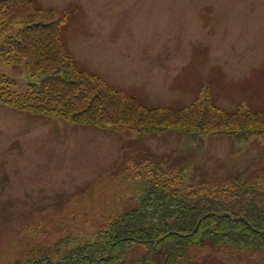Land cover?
I'll list each match as a JSON object with an SVG mask.
<instances>
[{
	"label": "rangeland",
	"instance_id": "rangeland-1",
	"mask_svg": "<svg viewBox=\"0 0 264 264\" xmlns=\"http://www.w3.org/2000/svg\"><path fill=\"white\" fill-rule=\"evenodd\" d=\"M34 2L70 12L63 38L77 63L147 107L181 108L207 88L227 111L264 109V0ZM0 76L16 91L40 79L1 61ZM145 160H176L185 183L217 182L263 168L264 139L207 135L196 148L172 130L139 137L136 129H99L0 105V263L39 245L33 232L21 234L29 222L43 221L54 243L135 206L134 176ZM195 255L179 264H264V252Z\"/></svg>",
	"mask_w": 264,
	"mask_h": 264
},
{
	"label": "trees",
	"instance_id": "trees-1",
	"mask_svg": "<svg viewBox=\"0 0 264 264\" xmlns=\"http://www.w3.org/2000/svg\"><path fill=\"white\" fill-rule=\"evenodd\" d=\"M69 15L34 0H0V61L40 78L16 91L13 81L0 76V105L99 129H136L139 137L172 130L196 148L207 135L237 142L264 139V109L240 104L227 111L211 100L207 88L189 105L174 108L147 107L113 87L67 50L63 28ZM176 162L140 163L134 176L137 204L106 216L89 234L49 243L43 221L23 225L21 234L33 232L39 245L8 264H179L208 250L263 253L264 167L222 181L185 183L184 167ZM206 214L213 215L189 235Z\"/></svg>",
	"mask_w": 264,
	"mask_h": 264
},
{
	"label": "water",
	"instance_id": "water-1",
	"mask_svg": "<svg viewBox=\"0 0 264 264\" xmlns=\"http://www.w3.org/2000/svg\"><path fill=\"white\" fill-rule=\"evenodd\" d=\"M209 215H213V214H206V215L202 216L201 218H199V220H198V222H197L195 228L193 229L192 233H190L189 235H192V234L197 230V228H198L200 222H201L203 219H205L207 216H209ZM221 215H222V216H228V217L231 218V216H230L229 214H221ZM239 219H241V217H239V218H235L234 220H239ZM180 236H185V235H180Z\"/></svg>",
	"mask_w": 264,
	"mask_h": 264
}]
</instances>
